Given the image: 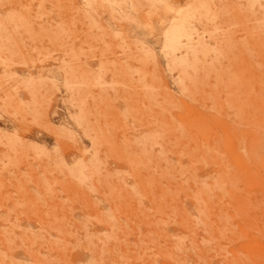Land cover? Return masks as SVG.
<instances>
[{"label": "rangeland", "instance_id": "374dc122", "mask_svg": "<svg viewBox=\"0 0 264 264\" xmlns=\"http://www.w3.org/2000/svg\"><path fill=\"white\" fill-rule=\"evenodd\" d=\"M0 264H264V0H0Z\"/></svg>", "mask_w": 264, "mask_h": 264}]
</instances>
